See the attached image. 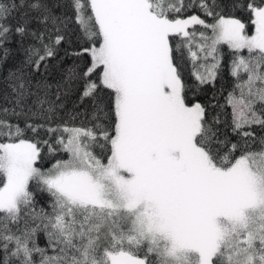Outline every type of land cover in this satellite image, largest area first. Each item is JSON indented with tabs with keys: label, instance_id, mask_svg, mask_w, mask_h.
<instances>
[{
	"label": "snow or ice",
	"instance_id": "6c2138e0",
	"mask_svg": "<svg viewBox=\"0 0 264 264\" xmlns=\"http://www.w3.org/2000/svg\"><path fill=\"white\" fill-rule=\"evenodd\" d=\"M13 40L0 264H264V0H0Z\"/></svg>",
	"mask_w": 264,
	"mask_h": 264
},
{
	"label": "trees",
	"instance_id": "16d2710c",
	"mask_svg": "<svg viewBox=\"0 0 264 264\" xmlns=\"http://www.w3.org/2000/svg\"><path fill=\"white\" fill-rule=\"evenodd\" d=\"M59 2L64 3L65 0H59ZM70 39H71V43L66 42L59 46V51L56 59L49 60L50 67L46 75L48 78V82L53 85L61 81V79L63 78V69L71 66L74 63V58L70 55H65V51L71 53L73 51L79 50L78 48L79 41L76 40V37L72 36L70 37ZM7 47L10 49V52L6 58H4L3 53L0 52V104H3L2 89L4 87L5 78L9 76V73L11 71H14L17 67H19L21 61L24 59V53L21 50H19V45L16 43L15 40L9 43ZM223 51L225 52V54H227L229 50L227 49L226 46H224ZM61 57H63V60L60 63H58ZM41 72L43 74V69L41 70ZM225 79L226 81L230 82V77H227V75L225 76ZM216 87L217 89H219L220 87L219 82L217 83ZM205 89H206V95L210 97L212 94L211 86L210 85L205 86ZM75 99H76V95L73 93L66 102V110L64 114L65 118H67V113L73 111L72 106ZM81 119H83V117L77 119L76 121L77 124L80 122ZM41 245L42 246L44 245L43 237H41Z\"/></svg>",
	"mask_w": 264,
	"mask_h": 264
}]
</instances>
